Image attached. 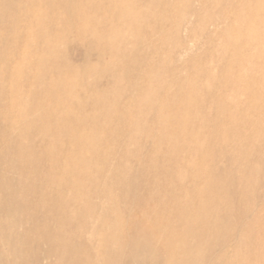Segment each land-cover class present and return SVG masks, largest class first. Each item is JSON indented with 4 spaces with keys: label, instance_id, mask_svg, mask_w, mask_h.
Segmentation results:
<instances>
[{
    "label": "rangeland",
    "instance_id": "obj_1",
    "mask_svg": "<svg viewBox=\"0 0 264 264\" xmlns=\"http://www.w3.org/2000/svg\"><path fill=\"white\" fill-rule=\"evenodd\" d=\"M197 187L264 264V0H0V264H140Z\"/></svg>",
    "mask_w": 264,
    "mask_h": 264
},
{
    "label": "bare ground",
    "instance_id": "obj_2",
    "mask_svg": "<svg viewBox=\"0 0 264 264\" xmlns=\"http://www.w3.org/2000/svg\"><path fill=\"white\" fill-rule=\"evenodd\" d=\"M207 139V143L209 144L210 142L211 148L220 149V143L218 145L213 144L212 146V143L216 141L213 135L208 136ZM205 144L206 143H204L203 146H205ZM208 144H206V146H208ZM207 192L206 188L197 187L189 193L188 197L174 198V201H170L172 204L168 203L163 206L161 213L165 218L164 223H167V225L172 228V233L167 239L161 240L159 238L158 240L154 230L146 231L148 229H144L143 227H133L135 234L129 238H124L121 235L113 240H108L104 237L101 238L100 249L120 261L123 260L126 255L138 254L142 259L140 264H190L189 260L192 256L198 259L194 264H203L207 258L208 261L212 263L233 262L236 264L237 261L234 260V257L220 254L222 250L225 252L227 251L226 254L233 251V241H229L228 238L235 232L236 228H234V226L224 227L223 225L219 227L220 229L217 225H215L214 228H210L204 222L205 216H213L214 218L216 217L215 219H217L218 216L217 213H215V208H212L205 198ZM168 200H170V198ZM182 216L193 218L194 221L188 226L198 228L200 231V235L193 239L194 244L189 243L191 236L189 231L178 230L176 226H174L175 222L171 221V219ZM159 225H161L160 221ZM219 230L222 232L217 233ZM211 231H214L216 234H212ZM141 237L144 239H140ZM246 240L247 243L254 247L262 245L263 242L260 237H248ZM151 243H158V249L150 253L147 251L138 253V248H145V246ZM208 244H213L215 248L211 251L208 250L209 255L205 257L208 252L206 250ZM236 244L235 242L234 246ZM181 249H183V252L180 251ZM189 254H191V256H189Z\"/></svg>",
    "mask_w": 264,
    "mask_h": 264
}]
</instances>
